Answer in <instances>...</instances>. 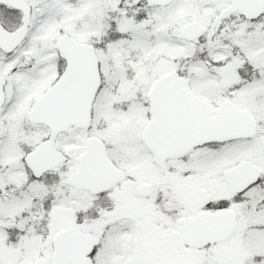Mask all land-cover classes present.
Wrapping results in <instances>:
<instances>
[{
    "label": "snow or ice",
    "instance_id": "6c2138e0",
    "mask_svg": "<svg viewBox=\"0 0 264 264\" xmlns=\"http://www.w3.org/2000/svg\"><path fill=\"white\" fill-rule=\"evenodd\" d=\"M0 264H264V0H0Z\"/></svg>",
    "mask_w": 264,
    "mask_h": 264
}]
</instances>
